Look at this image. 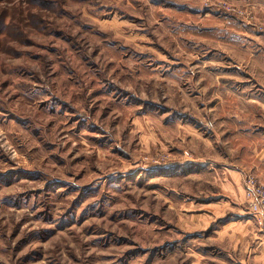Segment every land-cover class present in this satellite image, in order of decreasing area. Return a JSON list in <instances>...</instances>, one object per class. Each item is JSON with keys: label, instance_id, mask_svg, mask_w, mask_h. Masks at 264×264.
Segmentation results:
<instances>
[{"label": "rangeland", "instance_id": "1", "mask_svg": "<svg viewBox=\"0 0 264 264\" xmlns=\"http://www.w3.org/2000/svg\"><path fill=\"white\" fill-rule=\"evenodd\" d=\"M263 106L264 0H0V264L213 254L185 226Z\"/></svg>", "mask_w": 264, "mask_h": 264}, {"label": "crops", "instance_id": "2", "mask_svg": "<svg viewBox=\"0 0 264 264\" xmlns=\"http://www.w3.org/2000/svg\"><path fill=\"white\" fill-rule=\"evenodd\" d=\"M232 151L238 153L237 150ZM238 158L235 159L239 163ZM240 163H235V168H232L227 160L214 166V191L199 200L204 206L196 212L198 218L203 217L208 223L185 226L186 229L208 233L211 242L208 247L214 248V252L200 256L198 261L195 257L189 264H264V223L251 219L242 206L246 204L243 193L246 172L251 171L264 185V138L260 146L253 148L247 162ZM208 168L213 169L212 166ZM212 216L216 220L209 222Z\"/></svg>", "mask_w": 264, "mask_h": 264}, {"label": "built area", "instance_id": "3", "mask_svg": "<svg viewBox=\"0 0 264 264\" xmlns=\"http://www.w3.org/2000/svg\"><path fill=\"white\" fill-rule=\"evenodd\" d=\"M243 189L249 212L257 218L264 219V186L256 177L248 174L245 177Z\"/></svg>", "mask_w": 264, "mask_h": 264}]
</instances>
